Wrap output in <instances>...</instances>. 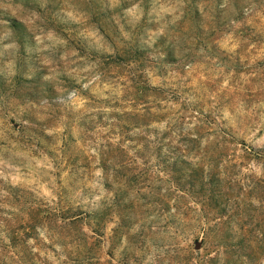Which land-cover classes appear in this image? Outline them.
Masks as SVG:
<instances>
[{"label":"clouds","instance_id":"obj_1","mask_svg":"<svg viewBox=\"0 0 264 264\" xmlns=\"http://www.w3.org/2000/svg\"><path fill=\"white\" fill-rule=\"evenodd\" d=\"M229 6L209 42L204 0H0V90L48 85L0 112V264H264V0Z\"/></svg>","mask_w":264,"mask_h":264},{"label":"rangeland","instance_id":"obj_2","mask_svg":"<svg viewBox=\"0 0 264 264\" xmlns=\"http://www.w3.org/2000/svg\"><path fill=\"white\" fill-rule=\"evenodd\" d=\"M107 0H105L106 4ZM206 7L205 11L209 13V16L211 19H205L201 17L200 23L201 24H207L208 25V32L203 34L202 39H206L209 42L212 38H218L222 36L223 34L229 32V31H235L237 34L241 30L244 29H238L236 25H233L230 20L233 16L230 6L225 7L221 9L219 7V4L222 2V0H204ZM53 4H56L58 6V0H52ZM55 7L51 8V11H55ZM91 11L94 12V14L97 16V18L105 25L107 26L108 21L111 17V12L108 9H105L104 12L100 11V5L99 3H95L90 8ZM189 17V25L191 26L194 21L191 20V12L188 13ZM13 27L17 28L21 33L24 32L23 26L19 23L14 21ZM188 39L187 36L179 38V41L176 43L175 47L178 51L183 52L184 48L187 47L186 40ZM34 44V41H32ZM199 45L192 48L193 55L196 54L197 49ZM22 55H25L23 51V47L21 49ZM5 55H8V53H5ZM259 66L261 68H264V63H259ZM124 67H128L127 65H124ZM2 79V78H0ZM2 85H0V89H2ZM48 87L46 84H41L39 82V77L36 78L34 82H26L21 81L18 88H13V86L9 85L6 90H0V96L3 97V99H0V112H3L5 115H7L9 112H16L18 105L16 104V101L13 97V93L15 92L16 97H19L21 99H27L29 98V95H31L33 98L36 99L37 103L41 102V98H43L46 95L45 88ZM141 91H146V89H137V93L139 94ZM30 108V106H29ZM31 111H35L34 109H30ZM12 124L14 127H20L19 124L16 123L15 120H12ZM213 203L216 205L217 208L220 207V201L217 200L215 197L213 198ZM221 212H224L225 209L221 208ZM64 215H70L69 212H65ZM209 215L215 216L216 211L213 208H209ZM87 223V221H85ZM261 222L264 223V218H261ZM79 223V221H77ZM259 226V224L257 225ZM21 228H23V225H21ZM96 231L99 232V227L97 226ZM70 234L71 230H69ZM222 240V235L219 231L213 232V235L209 238L206 237L205 239L201 240L199 236H197L193 240V248H195L197 251H199L200 248L205 247V250H214L217 243H219ZM92 247L88 249L90 254H93L96 257L95 264H101V257L104 255L105 250H107V242L105 244V248H100L99 244L100 241H93ZM261 251H264V249H261ZM109 255H112L111 249H109L108 252ZM235 252L230 253V255H235ZM140 255V248L133 244L130 246L128 250H126L124 257L125 260H122L120 264H125L127 261L128 264H139L138 257ZM104 264H111L110 261L105 260ZM214 264V262H213Z\"/></svg>","mask_w":264,"mask_h":264}]
</instances>
